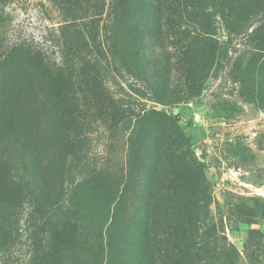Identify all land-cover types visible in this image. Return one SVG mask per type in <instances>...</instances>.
Instances as JSON below:
<instances>
[{
	"label": "rangeland",
	"instance_id": "rangeland-1",
	"mask_svg": "<svg viewBox=\"0 0 264 264\" xmlns=\"http://www.w3.org/2000/svg\"><path fill=\"white\" fill-rule=\"evenodd\" d=\"M155 2L0 0V264H141L135 239L190 264L194 224L212 264H264V0ZM72 24L98 71L75 104L18 50L72 71Z\"/></svg>",
	"mask_w": 264,
	"mask_h": 264
},
{
	"label": "trees",
	"instance_id": "trees-1",
	"mask_svg": "<svg viewBox=\"0 0 264 264\" xmlns=\"http://www.w3.org/2000/svg\"><path fill=\"white\" fill-rule=\"evenodd\" d=\"M94 4L91 6L93 8L92 13H94V16H99L101 14V11L103 10V7L106 4V0H93ZM119 1V3H118ZM156 0H134V9L138 14V17L140 19H143V17L146 15L148 10H153L154 6L156 5ZM88 0H62V3L64 5H74L76 8H78L81 5H84ZM118 3L116 5H119L121 8V13L123 12V9L125 8L127 4V0H111L112 3ZM112 6V5H111ZM212 10V9H211ZM221 15V14H220ZM217 15H214V13H209V23L215 21V17ZM69 28L73 29L72 35L69 38V44L67 51L73 56L74 59L73 63V70L68 71L64 70L61 67H52L46 64H42V59L38 56L39 53L33 52L30 54L29 51L21 50L18 48V50L22 53H25L27 55H30V57L38 58L37 62L38 64L45 69L46 77L49 83L51 84V89L55 95L56 98L61 99L63 96L69 95L70 99L73 100L74 104L78 101L76 92L71 91L73 88H78V86L74 83V79L77 78L80 75H83L86 79L87 77L89 79H95L98 77V71L95 66V64H91L90 61H87L86 59H82L83 56H89L85 54L86 47L84 45H81L79 41L83 40V35L80 33L76 26L69 25ZM211 31H206V34H210ZM85 50V51H84ZM112 59H120L117 56V51H114L112 48L111 50ZM89 59V58H88ZM91 60V59H90ZM121 63L119 65V68L121 71H129L130 63H128L123 57H121ZM76 68V70H75ZM80 69L82 71L80 74L77 73V69ZM78 112L77 107L74 105L72 107L71 112L69 113V117L72 116L69 120H71V123H74V119L76 117V114ZM128 116H131L133 113L131 111H127ZM65 219L61 221V223H57L55 226V229L60 228V244H72L77 242V228L78 225L76 224V221L69 222V215L68 213H65L64 215ZM122 219V220H120ZM118 222L116 223L117 229L125 228L127 230H130L131 227V221H129L128 218L122 216V218H118ZM58 232V231H57ZM56 233V232H55ZM58 234V233H57ZM133 234V233H131ZM190 235V244L189 246V253L188 256H190V264H212V259H214V255L216 254V249H214L213 246L210 245V240L213 238V232L211 229L207 230H201L199 226L194 224L193 228L190 229L189 232ZM144 236V235H143ZM173 238V236L171 237ZM134 246H132L131 251L134 253L135 256H137L140 259L141 264H182L184 263L182 253L187 250V248L184 249H177V247H165V248H153L151 249L148 245H146V240L142 241L141 247L137 245V240L134 241ZM77 244V243H76ZM155 247V246H154ZM137 251V252H136ZM220 252V251H219ZM217 252V255H220V253ZM231 264V263H230Z\"/></svg>",
	"mask_w": 264,
	"mask_h": 264
}]
</instances>
